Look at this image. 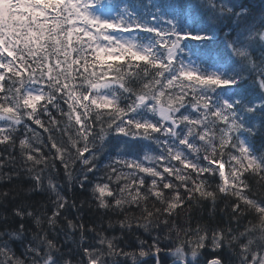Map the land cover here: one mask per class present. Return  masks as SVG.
Wrapping results in <instances>:
<instances>
[{
  "label": "snow or ice",
  "instance_id": "snow-or-ice-1",
  "mask_svg": "<svg viewBox=\"0 0 264 264\" xmlns=\"http://www.w3.org/2000/svg\"><path fill=\"white\" fill-rule=\"evenodd\" d=\"M0 185V264H264V0H0Z\"/></svg>",
  "mask_w": 264,
  "mask_h": 264
},
{
  "label": "trees",
  "instance_id": "trees-1",
  "mask_svg": "<svg viewBox=\"0 0 264 264\" xmlns=\"http://www.w3.org/2000/svg\"><path fill=\"white\" fill-rule=\"evenodd\" d=\"M18 183H22L24 187H27V186H28V181H27V179H24L23 181L18 182ZM7 186H8V185H0V187H7ZM76 192H77L78 195H80V198H81V199L86 198L87 195H88L87 193L80 194V193H79V189H76ZM33 199H34V200H38V201H43V200L45 199V197H42L39 193H37L35 196H33ZM222 206H223V205L221 204V207H222ZM89 214H90V213H89L88 211H86V213H85L86 218H87V216H88Z\"/></svg>",
  "mask_w": 264,
  "mask_h": 264
}]
</instances>
